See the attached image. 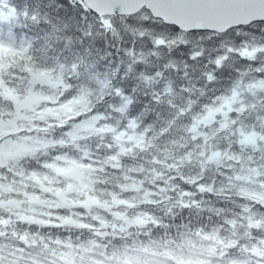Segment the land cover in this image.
I'll list each match as a JSON object with an SVG mask.
<instances>
[{
    "label": "trees",
    "instance_id": "trees-1",
    "mask_svg": "<svg viewBox=\"0 0 264 264\" xmlns=\"http://www.w3.org/2000/svg\"><path fill=\"white\" fill-rule=\"evenodd\" d=\"M0 5L14 33L27 43L24 53L9 60L4 78L17 79L16 84L24 70L56 69L67 84L61 96L73 87L89 91L92 106L101 100L98 86L106 80L108 116L133 118L135 128L182 157L184 141L196 148L184 178L174 176L176 189L161 192L149 205L136 203L137 213L147 215L145 231L136 226L129 229L135 233L121 235L110 216L106 243L121 240L133 245L125 247L131 252L144 235L157 237L158 244L170 240L180 224L213 221L225 235L243 238L249 221L264 220V23L224 34L183 33L145 10L97 18L80 0H0ZM238 129L256 133V142H242ZM86 143L99 145L93 136ZM214 153L218 158H210ZM139 158L132 155L135 163ZM30 162L38 164L35 158ZM88 219L104 221L96 214ZM39 222L30 221L31 235H45L47 226Z\"/></svg>",
    "mask_w": 264,
    "mask_h": 264
},
{
    "label": "water",
    "instance_id": "water-1",
    "mask_svg": "<svg viewBox=\"0 0 264 264\" xmlns=\"http://www.w3.org/2000/svg\"><path fill=\"white\" fill-rule=\"evenodd\" d=\"M98 17L132 15L142 8L182 31L222 33L264 21V0H82Z\"/></svg>",
    "mask_w": 264,
    "mask_h": 264
},
{
    "label": "rangeland",
    "instance_id": "rangeland-1",
    "mask_svg": "<svg viewBox=\"0 0 264 264\" xmlns=\"http://www.w3.org/2000/svg\"><path fill=\"white\" fill-rule=\"evenodd\" d=\"M39 77L41 78V80H40L41 82L42 81L43 82L46 81V82H50L52 85H56V82L52 78L53 75L43 74V75H40ZM80 99L81 98H78L77 100L79 101ZM24 101H25V103L21 107L23 111H25V108L30 106V104L32 103V101L29 100V99H26ZM67 109H68V106L64 107L62 109V112L65 113L67 111ZM18 117L25 119V115H23V114H19ZM80 117L82 119H80L79 122L76 121V118H70L69 119L68 125H70V127H73L72 135L74 137L76 135L82 134V132L88 133V134L89 133L101 132L100 131V126H99L100 125L99 124L100 121H99V118L97 117V115H91L89 117H83V116H80ZM6 125H7V123H5L4 125L1 124L0 125V130H1V128H3ZM103 129L105 130L107 128L104 127ZM250 140H253L252 136H251ZM5 142H6L5 144H4V142L0 143V158H12V157H16V156H22V155L30 152V148H29L28 144H23V143H20L18 141H13L12 139H6ZM39 142H40V140H39ZM42 145L43 144H41V146L39 148H41ZM66 168H69V171H71L72 175L75 174V176H77V178L80 179L79 173H78L80 171V168L78 166L68 165L67 164ZM58 171L59 170H57V172H56L57 174L59 173ZM71 196L72 195L67 197L66 200H62L59 203V206L60 207L71 206V208L74 209L73 208V204H72L71 199H70ZM16 203H17V201H16ZM16 203H11L12 205H10L8 202H4V203L1 204V206L5 205V208H7L8 206L16 205ZM87 203L90 204V205L92 203H93V205H99L100 204L97 200H94V199L93 200L92 199H88Z\"/></svg>",
    "mask_w": 264,
    "mask_h": 264
},
{
    "label": "clouds",
    "instance_id": "clouds-1",
    "mask_svg": "<svg viewBox=\"0 0 264 264\" xmlns=\"http://www.w3.org/2000/svg\"><path fill=\"white\" fill-rule=\"evenodd\" d=\"M76 95V91H75V88L73 87L69 92H67V93H65L64 94V96L62 97V101L61 102H63V100H66V99H71L73 96H75ZM80 119H82L81 117H77L76 118V121L77 122H79L80 121ZM42 123V122H41ZM70 128V125H66L65 126V129H63V130H59V131H66V130H68ZM57 139H59V138H61V137H59V136H57L56 137ZM55 151V150H54Z\"/></svg>",
    "mask_w": 264,
    "mask_h": 264
}]
</instances>
